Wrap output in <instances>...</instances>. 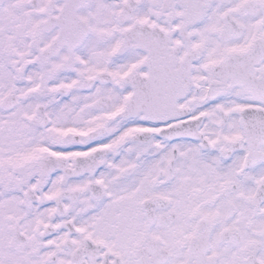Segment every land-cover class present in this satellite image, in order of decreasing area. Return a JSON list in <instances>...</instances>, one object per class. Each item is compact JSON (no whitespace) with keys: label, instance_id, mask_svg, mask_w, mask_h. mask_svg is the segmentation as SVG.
<instances>
[{"label":"snow or ice","instance_id":"6c2138e0","mask_svg":"<svg viewBox=\"0 0 264 264\" xmlns=\"http://www.w3.org/2000/svg\"><path fill=\"white\" fill-rule=\"evenodd\" d=\"M0 264H264V0H0Z\"/></svg>","mask_w":264,"mask_h":264}]
</instances>
